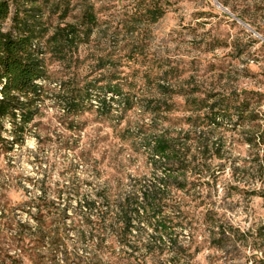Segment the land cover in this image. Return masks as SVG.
<instances>
[{"label":"rangeland","instance_id":"1","mask_svg":"<svg viewBox=\"0 0 264 264\" xmlns=\"http://www.w3.org/2000/svg\"><path fill=\"white\" fill-rule=\"evenodd\" d=\"M16 1L30 8L26 0ZM35 1L49 23L59 15L50 12L53 3L68 9L64 22L77 21L82 7L92 5L99 26L71 60L48 56L51 81L23 143L10 144L9 123L0 129V264H56L63 257L62 243L51 245L48 238L21 251L16 223L36 227L31 215L37 209L29 214L24 206L40 195L32 182L44 179V187L54 190L75 175L83 193L109 195V185L118 189L153 176L145 135L164 127L180 144L187 141V119L205 111L192 106L193 99L228 103L230 116L220 127L204 129L211 131L205 137L212 149L200 157L192 146L193 164L180 176L184 190L173 189L188 217L184 235L192 264H264V198L253 192L264 184L245 140L253 124L239 112L247 98L251 110L264 111V0ZM153 10L160 14L156 19L148 14ZM109 84L120 86L119 103L102 90ZM72 88L90 95L76 114L64 106ZM66 197L52 195V208L42 210L53 237L71 222L62 216ZM214 223L221 237L230 235L231 246L213 244Z\"/></svg>","mask_w":264,"mask_h":264},{"label":"trees","instance_id":"2","mask_svg":"<svg viewBox=\"0 0 264 264\" xmlns=\"http://www.w3.org/2000/svg\"><path fill=\"white\" fill-rule=\"evenodd\" d=\"M26 2L30 3V8L21 7L16 0H0V129L6 131L4 124L9 123L12 146L23 143L29 125L38 114V103L45 98V83L51 81L48 56L59 62L71 60L78 46L87 43L99 26L92 5L82 7L77 21L64 22L68 9L61 3H53L50 12L59 15L55 23H49L35 0ZM148 14L152 19L160 16L155 10ZM103 89L118 97L110 100L120 102L123 94L119 85L109 84ZM89 97L87 91L84 94L72 88L64 101L65 109L76 114L82 111V103ZM250 100L241 101L239 112L243 121L253 124L245 140L254 150L256 171L264 184V111L251 110ZM132 104L127 105V110L134 108ZM191 104L198 111H205L187 119L191 128L187 131V141L180 144L178 136L164 127L150 137L145 135L144 146L155 170L151 177L131 179L118 189L109 185V195L99 191L83 193L82 187L75 185V175L54 190L44 187V179L31 181L40 195L24 206L29 214L37 209V213L31 215L36 227L32 230L29 221L16 223L21 251L48 238L51 245L54 242L63 245V257L56 264H192L193 253L184 235L188 217L182 200L173 189L184 190L180 176L193 164L189 160L192 146L200 157L210 151L214 143H209L205 137L211 131L205 130L220 127V121L230 116V110L228 103L193 99ZM169 111L170 107L165 109ZM80 184L84 185V181ZM253 192L264 198V188ZM52 195L67 196L69 205L62 216L63 220L69 218L71 221L70 225L64 222L63 234L55 237L46 232L49 226L42 213L52 208ZM75 197L76 206L71 203ZM68 210H72L71 216ZM0 212L1 217L5 216V212ZM216 229L219 230L220 225L214 223L211 229L213 244L218 248L231 246L230 235L221 237L223 234ZM69 230L74 232V237Z\"/></svg>","mask_w":264,"mask_h":264}]
</instances>
